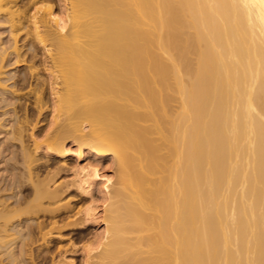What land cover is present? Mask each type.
Returning <instances> with one entry per match:
<instances>
[{"label": "bare ground", "instance_id": "6f19581e", "mask_svg": "<svg viewBox=\"0 0 264 264\" xmlns=\"http://www.w3.org/2000/svg\"><path fill=\"white\" fill-rule=\"evenodd\" d=\"M67 1V16L33 6L26 24L16 1L0 0L15 63L24 60L16 37L26 26L51 62L46 81L33 68L15 81L35 79V94L46 83L52 111L63 113L59 142H0V162L11 165L0 173V264H38L35 232L47 253L51 235H62L51 232L70 208L40 207L57 190L32 164L39 150L67 156L66 138L79 156L110 155L118 168L115 182L102 184L105 241L88 245L82 264L94 251L95 264H264V0ZM9 54L0 48L1 76ZM11 78L0 77V108L12 105L19 140L15 101L4 97ZM99 176L94 166L77 172L81 186ZM89 209L76 228L95 221ZM56 251L53 264H74Z\"/></svg>", "mask_w": 264, "mask_h": 264}, {"label": "rangeland", "instance_id": "374dc122", "mask_svg": "<svg viewBox=\"0 0 264 264\" xmlns=\"http://www.w3.org/2000/svg\"><path fill=\"white\" fill-rule=\"evenodd\" d=\"M14 1L16 2H14L13 9L17 8L18 9L17 11H20L19 14L21 15V18L23 17L22 19L25 20L24 22L26 24L28 23L27 19L29 18V14L32 12L35 6L42 8L41 10H43L42 11L43 13L46 12L48 7L52 6L53 10L57 13V15L59 14V16H63V17L65 15L67 16V13L69 12L68 10L69 5H68L67 0H32V1L31 0H14ZM15 3L17 5H15ZM0 26H1L0 27V48L1 47L5 48L6 51L10 53L6 60L8 61L7 62L8 64L7 65L5 64V66L3 67V71L5 74H2V76L4 78H6V76L7 78L12 77L11 79L5 81L4 88H6L7 90L9 89V93L6 92L8 94H4V97L8 95L6 96V98H8L7 99L8 101H11V100L15 101L16 106L15 107L13 106V107L16 110L15 112L17 116L20 118L18 119L21 121L19 122L21 125V132H22V134L20 133L21 134L19 138L20 141L17 139L16 140L13 139L12 136H14L15 131L12 129L15 128L16 126H19V124L16 122L15 124L17 125L15 126L14 124V121H13L14 119L12 116L14 114H13V111L10 110L12 109V105H9V107L8 105L3 108L1 107L2 109H5L3 111H7L6 115L8 116H4V115L2 116L0 115V116L5 117V118L9 117V119L7 118L5 119V122L7 121L6 122L7 124L4 126V128L0 130V135H1L0 142L4 141L6 144L12 143L14 144V147L17 149H19L21 145L27 146L28 148H32L33 147L32 145L34 144L35 140L38 143H40L42 146L49 144V143L59 142L58 140H61L60 137L61 135H63V132H59L61 134L59 136V133H57V128L59 126V121L61 122L62 120L61 118L63 117L62 115L63 113L59 112L58 114L57 112L52 111L51 109L52 101L55 100V98H54V95L52 96L51 91L48 89L49 86L46 83L43 84L42 87L44 88L46 87V88L45 89L43 88L41 93L38 92L37 94H35L32 90L33 89L32 87L34 86L33 84L34 82H36L35 79L33 80L32 78H30L29 82L24 81L23 85L21 84L22 83L21 81L19 83L15 81L17 76L23 75V73L29 74L28 71L30 72V70H32L31 68H33L34 70L37 69L39 73L38 75H40L42 79L44 76L47 78L48 72L46 71L45 68H50L51 62L48 58H46L47 55L44 54L45 53L44 48L41 45L38 46L39 43L37 44L35 38L30 32V28H27L28 26H26L24 29L21 30L22 32L18 33L16 37L17 38L16 45L20 49L21 51L20 53L22 54V58H24V60L22 62H19V64L15 63V57H14V54L12 53L13 45H14L13 43L14 40L11 36L12 33H10V30L8 29L7 24L4 23L1 19H0ZM32 46L34 48L37 47L36 48L37 50H35L37 52H35V54H33L34 49L30 50L33 48ZM30 51H33L32 54L34 55V58H33V55H30L31 54ZM32 60H35V61H32ZM43 60H46V61H43ZM43 65L45 68H43ZM2 76L0 75V77ZM46 78L44 81H46ZM12 92H13V95H12ZM35 96H38L41 99L42 103L44 104V106L40 110V112L42 113L38 112L39 110L36 107L37 105L35 104V99H36ZM32 107L35 108V112H34L35 115L34 114L31 115V116L34 115L33 117H31L29 114H28L29 116L27 115V113L30 112V109ZM2 109L0 110V112H2ZM37 112L40 113V115H36ZM54 115L56 116L57 119L56 118L54 119L55 117ZM60 115H62V117ZM73 116L75 120L78 118L79 115L73 114ZM74 120L72 119V121ZM9 137H10V141H9ZM11 138H12V141H11ZM86 140L89 141V139H86ZM63 145L65 146V148L69 150L67 156L59 157L54 154L51 155L49 153H44L42 150H39L38 153L36 152L37 154L35 153L36 154L35 158H38L37 159L38 161H35L32 164L33 166L32 171L36 175H38L36 176L37 179H43V180L46 179L47 181L49 180L48 184L50 188L52 190L54 189V191L57 190L55 191L57 194L55 198L53 199H47V197L42 198L40 200L42 202V204H40V207L42 205V208H49L50 206H54L56 203L58 204V206L61 205V207L67 204L66 208L68 207L70 208L69 211H67L68 209L61 208L59 211L60 213L56 217V219L58 218L57 220L58 227H56L58 229L53 228L51 233L52 234L60 233L59 235L61 234L62 235L60 236V238L58 236H57L58 238H55V236L51 235L52 236L50 237L51 244L49 247L51 252L50 250H48L49 252L47 253L45 252L46 250L44 251V249L42 250L43 252L41 250L39 251V248H37V246H39L40 239L38 238L39 236L37 235L38 232L36 231L37 234L35 232V238H37L39 242L35 239V242L32 245V249H33L32 251H33V254L35 252H39V253H35L37 255L34 254L36 262L38 264H51V263L53 264V261L57 257H59L58 256L59 254H57L58 252L56 251L59 248H60V251H59L60 254H65L66 252L64 251L65 249H67L66 256L70 260H73L74 264H82V262H84L82 260H84V258L86 257L85 251L87 247H89L88 245H90V247L92 245L95 246L94 242L96 244L97 240L100 241V243L105 241L103 240V237L105 236L104 234H106L105 233L106 231L105 222H106L107 217L105 213L106 212L105 206L107 205V199L105 197L106 196L105 189L104 188L102 189V184L105 183L106 178L108 176L110 177L108 178L111 180V182L112 181L113 183L115 182L114 180H116V176L118 173L117 164L112 160V157L110 155H106L104 157H94L95 155L87 151V149H84L81 152V155L79 156L76 153L78 151L77 146L74 145L72 141L68 140V138L64 140ZM23 161H24L23 158L19 156V159L16 160L15 165L20 166L19 167L20 172L21 174L23 173L24 175V170L26 168H25V165L23 164H26V162L23 163ZM35 163L37 165H34ZM0 165L2 166V168L0 169V173L6 174L7 167L8 169L11 168L10 164L4 163L3 161L0 162ZM93 166L94 168L98 170L99 174H101L102 177L99 176L96 179L93 178L94 180L89 178V180L91 179L90 181L92 182L89 181L88 184L85 183V185H82L83 188L85 189L83 190L82 186L78 183L77 172L80 171V169L86 170V169H90L91 167L93 168ZM88 207L90 208L89 209L90 212L94 214L93 217L95 221L87 223V226L85 224L86 227L84 226L83 228H76V225L74 226L73 223L77 224L79 223V221L81 222L83 220V216H84L83 210L87 209ZM41 218H44V220L49 221L48 220L49 217L46 215L44 217L41 215ZM65 223H68V224L65 226ZM47 225L49 224H46L45 226L46 230H48L50 226V225L49 226ZM60 246L62 247V249ZM36 249L38 251H36ZM94 252H90L91 253L90 258L88 259L89 264H95L97 262L95 259L98 260V255H96V253ZM46 253L48 254V256L47 255L45 256ZM38 254H40L41 256ZM50 254L52 256H55V258L54 257L52 258ZM38 256L40 257V259ZM92 256L95 258H92Z\"/></svg>", "mask_w": 264, "mask_h": 264}]
</instances>
